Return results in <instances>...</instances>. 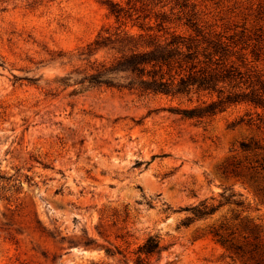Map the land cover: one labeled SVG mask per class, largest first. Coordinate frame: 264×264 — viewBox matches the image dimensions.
<instances>
[{"label":"rangeland","instance_id":"rangeland-1","mask_svg":"<svg viewBox=\"0 0 264 264\" xmlns=\"http://www.w3.org/2000/svg\"><path fill=\"white\" fill-rule=\"evenodd\" d=\"M186 1L264 80V0ZM116 26L109 0H0V264H135L150 236L148 264H264V148H240L264 110L83 83Z\"/></svg>","mask_w":264,"mask_h":264},{"label":"trees","instance_id":"trees-1","mask_svg":"<svg viewBox=\"0 0 264 264\" xmlns=\"http://www.w3.org/2000/svg\"><path fill=\"white\" fill-rule=\"evenodd\" d=\"M174 1L166 10L165 4L158 7V0H109V13L117 26L114 31L106 28L105 33L100 32L86 49L90 57L104 51L114 54L108 60L94 57L91 71L81 81L92 86L122 87L116 80L123 79V87L142 94L209 95L210 101L181 110L187 118L211 117L237 103L264 110V80L252 67L242 69L243 48L236 49L232 37L200 24L197 13L187 9L186 0ZM234 58L243 65H237ZM240 148L253 152L264 147L244 140ZM212 211L198 210L196 216ZM158 250L157 237H148L137 250L135 264H148Z\"/></svg>","mask_w":264,"mask_h":264}]
</instances>
